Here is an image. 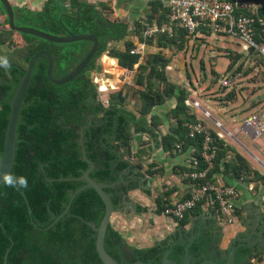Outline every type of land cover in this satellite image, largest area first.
I'll list each match as a JSON object with an SVG mask.
<instances>
[{"label":"trees","instance_id":"trees-1","mask_svg":"<svg viewBox=\"0 0 264 264\" xmlns=\"http://www.w3.org/2000/svg\"><path fill=\"white\" fill-rule=\"evenodd\" d=\"M22 14L28 15L27 21H16L19 26L36 27L58 36L93 34L99 38V47L86 69L65 84L51 81L46 56H41L35 65L21 110L12 171L18 177H25L28 186L26 189H17L3 183L0 185V264H4L6 253L7 264H104L97 251V232L87 223L99 225L105 213V203L94 188L81 190L72 201L69 212L47 229L63 213L70 202L71 193L86 183L79 179L89 167L83 159L80 129L90 124L84 129V145L88 158L95 163L91 177L98 182L107 183L120 181V176L128 179V174L124 172L134 174L136 169V165L125 157L132 150V126H144L147 115L156 106L170 97H176L177 104L171 114L179 117L180 130L177 137L166 134L164 138L175 149L179 142L183 143V150L195 146L194 155L199 159L197 168H203L205 161L201 155L202 138L189 137L186 125L198 120L187 104L190 92L169 80L166 75L167 63L163 62L159 53H154L148 60V65L151 66L149 74L145 75L141 71L136 79V84H147V89L114 92L104 101L100 99L98 88L91 77L98 67L97 60L100 56L107 52L111 57L117 58L122 67L128 69H134L140 61V53H131L136 44L128 38V23L113 21L103 9L84 0H72L71 6L65 5V0H50L41 12ZM168 19L169 8H157L153 4L148 21L153 23L156 20L160 23ZM6 24L10 26L9 19ZM136 25V33L145 42L148 39L142 36L143 23L137 22ZM17 32L20 34L19 39L15 37ZM186 38H190L186 30H179L173 37L161 36L158 43L166 47L170 42L183 43ZM18 40L22 42L20 49L16 50L19 61L11 62L8 68L0 66L2 150L11 114L10 101L27 72L31 58L41 50H48L55 59L54 76L62 77L73 70L93 46V42L89 40L58 43L10 28L0 32V55L5 51L1 48L2 44L6 43L9 48L10 44L13 45ZM120 41L125 42V49H120L115 44ZM152 41L153 39L149 40L150 43ZM261 63L263 64L262 59L259 64ZM146 65L141 64L139 68H145ZM156 79L158 83L166 85L163 90L155 89ZM110 89L112 88L109 87L108 90ZM133 101L135 109L141 113L140 117L129 107ZM156 118L161 120L159 116ZM233 150L235 151L233 146L221 141L215 166L209 173L210 179L214 180V173L217 171L232 173L231 176L236 179L242 175L248 179L253 173L259 176L242 155L228 158L229 152ZM187 168L193 170V167ZM136 187L135 183H131L130 187L121 183L105 190L111 195L115 208H119L125 193ZM147 193L150 195L151 191ZM172 193L173 190H164L156 197L158 214L164 213L178 201L172 199ZM200 206L199 204L179 220L180 226L186 225L191 213H199ZM105 246L121 263L137 260L162 263L160 256H156L159 244L137 247L112 223L106 233ZM171 257L181 262L174 254Z\"/></svg>","mask_w":264,"mask_h":264},{"label":"crops","instance_id":"crops-1","mask_svg":"<svg viewBox=\"0 0 264 264\" xmlns=\"http://www.w3.org/2000/svg\"><path fill=\"white\" fill-rule=\"evenodd\" d=\"M49 1L10 0L15 11V21H27L28 15H24L22 12H41ZM71 1L65 0V5L71 6ZM84 1L103 9L104 13L113 21L128 23L129 28H131L130 32L138 36V38L136 23L149 22L148 17L149 13L153 10V4L157 8L160 6L168 7L169 2V0ZM7 19L6 10L0 2V32L11 28L6 24ZM15 37L19 39L20 34L17 32ZM140 42L136 46H140ZM115 44L118 48L125 49L124 41L116 42ZM1 48H7V44H2ZM141 63L142 61H139L137 66L139 67ZM117 64L120 65L117 58L105 55L104 60L96 69L97 74H99L98 69L101 65L103 67L106 65L108 68L110 67L113 75H116L115 79L123 73H129L133 70L122 67L121 65L118 67ZM128 75L131 76V73ZM130 76L127 77L130 78ZM109 78L101 77V81L98 80V83L102 86V90L105 92L108 91L109 87H116L113 84V80ZM114 89L117 88H113L112 90ZM187 89L189 92L193 90L191 87H187ZM189 98L198 99L203 105L202 100L198 98L197 91H194V95H189ZM204 101V105L207 106H203L206 108L210 107V100L205 98ZM176 104V97H170L163 104L156 106L147 115V123L144 126H132L134 134L132 150L125 157L136 165L137 174L144 175L147 179L151 180L152 187L147 190L138 187L129 190L126 198L127 202L125 201L120 206V209L116 210L113 214V226L131 244L142 248L157 245L170 235L178 233L179 228L187 231L193 229L210 230L211 228H219L222 248H230L234 243L245 242L249 246L248 249L252 250V253L253 250L256 251V254L253 255L254 257L251 260L253 264H262L261 260L264 258V156L260 154L254 145L250 143L245 144L247 140L246 135L245 138L240 137L241 133L238 135L237 139L241 144L233 140L229 141L235 151H230L228 158L233 159L237 157V154L242 155L250 163L253 170L259 173L260 177L253 173L246 179L245 183L239 185L240 194L236 200L238 212L234 222H226L208 204L201 205L199 213H191L189 215V221L184 226H180L179 221L174 218L156 212V203L151 200V195L147 191H152V194H158L164 192V190H173L172 199L175 201L188 195L191 191L190 181L184 179L181 172L187 169L194 160L192 146L183 151H178L172 148L164 138L169 134L178 136L180 120L179 117L171 114V110ZM212 106L219 108L218 105ZM129 107L134 110L138 117L141 116V113L134 107V101ZM158 116L161 120L156 118ZM198 117L202 118V113ZM149 171H153L154 173L150 174ZM231 175L232 173L226 171H217L214 173V180L236 183L237 179Z\"/></svg>","mask_w":264,"mask_h":264},{"label":"built area","instance_id":"built-area-1","mask_svg":"<svg viewBox=\"0 0 264 264\" xmlns=\"http://www.w3.org/2000/svg\"><path fill=\"white\" fill-rule=\"evenodd\" d=\"M168 8V21L143 23L144 38L173 37L179 30H186L188 37L196 38L208 34L207 31L231 35L243 42L249 66L258 67L260 59L263 60L261 66H264V0H169ZM145 46V42H140V46H135L131 53L141 54ZM222 84L230 86L231 80L224 78ZM187 104L197 117L200 113L203 115L197 121L186 125L189 137L202 138L201 155L205 167L197 168L199 159L194 155L196 147L193 146L194 160L189 166L193 170L187 168L181 172L182 177L191 182V191L186 198L168 207L164 214L179 221L199 204H208L226 222L232 223L238 212L236 200L240 194L239 185L245 183L246 177L240 176L236 183L220 182L210 179L209 173L215 166L221 141L230 145V137L241 144L237 137L243 132L249 139L245 144L254 145L264 156V102L245 118L241 128H236L235 132L228 130L198 99L188 98ZM176 149L183 151V143H177ZM261 261L264 264V258Z\"/></svg>","mask_w":264,"mask_h":264},{"label":"rangeland","instance_id":"rangeland-1","mask_svg":"<svg viewBox=\"0 0 264 264\" xmlns=\"http://www.w3.org/2000/svg\"><path fill=\"white\" fill-rule=\"evenodd\" d=\"M130 30L131 28L128 30L129 39L134 40L136 45L140 41L144 42L139 34L138 38ZM149 40L145 41L146 47L140 57L141 64H147L145 68L143 66L140 69L136 64L131 72H125L116 79V75H113L112 69L107 65L99 67V74H97V70L93 71L91 77L98 88L100 99L106 101L114 92L147 89V84L138 85L136 79L141 71L145 75L149 74L151 70V66L148 65L149 57L154 53H159L163 62L167 63L166 75L169 80L178 86L193 88L190 95H194V91H197L198 98L202 100L203 105L205 98L210 100V107L207 108L214 117L223 122L228 130L235 132L236 128H241L245 118L255 112L264 102V77H262L264 66L261 64L258 67L249 66L247 53L239 38L211 33L202 35L201 38H186L183 43L180 41L170 42L166 47H162L158 43V39H153V43H150ZM21 46V40L14 41V44H10L9 48H3L5 51L1 52L0 58H6L9 64L19 61L16 50ZM105 55L109 54L106 52L100 56L97 66L104 60ZM130 73L131 76L128 75ZM101 77L106 79L110 77L116 86L111 88L117 89L103 91L101 84L98 83V78ZM224 78L231 80L230 86H223ZM154 82L157 83L154 86L155 89L163 90L166 86L162 82L158 83L157 79ZM212 105H218L219 108ZM240 137L245 138V133H241ZM246 139L249 141L248 138ZM230 140L232 139L229 137ZM150 195L151 200L155 202L159 193L152 194L151 191Z\"/></svg>","mask_w":264,"mask_h":264},{"label":"water","instance_id":"water-1","mask_svg":"<svg viewBox=\"0 0 264 264\" xmlns=\"http://www.w3.org/2000/svg\"><path fill=\"white\" fill-rule=\"evenodd\" d=\"M0 1L2 2L6 10V13L9 19V25L14 30H17L22 33L33 34V35L45 38L53 42H58V43H68V42H75V41H81V40H89L93 42V46L91 50L81 60V62L73 70H71L68 74L62 77L54 76L55 59L52 53H50L48 50L39 51L29 61L27 72L24 75L21 83L19 84V86L17 87L14 93L13 98L10 101L11 102V114H10L9 124L7 127V132H6L5 147H4V150L0 148V185H1L3 181V173H12L13 171V167L15 164L16 149H17L18 127L20 123L21 110L23 108V101L27 93V90L29 88V85L31 83L33 71H34V68H35V65L38 59L43 55L48 58V62H49L48 76L51 79V81H53L56 84L68 83L74 80L76 77H78L89 65V63L93 59L99 47V38L93 34H69L67 36H58V35H54L49 32L40 30L36 27L19 26L16 24L14 7L12 3L10 2V0H0ZM89 125L90 124L83 126L79 131L81 135L80 144H81V150L83 153V159L89 164L88 169L84 171L83 175L79 177V179L85 180L86 183L81 188L71 193L70 202L66 205L65 210L63 211L62 214H60L58 217L55 218L54 222L50 226H48L47 229L52 227L66 213L69 212V209L71 208V205H72V201L74 200L76 195L81 190L88 188V187H92L98 192V194L104 201L105 213L99 225H96L93 222H87V223L97 232L96 234L97 251L104 264H191L192 255L190 254L189 246L186 248V256L183 262L176 261L170 256V251H166L162 257V263L153 262V261H143V260H137L131 263H121L117 258H115L113 255H111L108 252L105 246L106 233H107L109 225L112 223V217H113L114 212L120 209V207L115 208L111 195L108 194L105 189L111 186H115L118 182H114V183L98 182L96 179L91 177V173L95 169V163L91 159L88 158L85 145H84V129L87 128ZM126 172H129V171H126ZM62 179H66V178H62ZM120 179L124 180V176H120ZM135 179L140 180V185L138 186V188L147 190L152 187L151 180L147 179L144 175H136ZM127 196H128V192L125 193L124 195L125 201H126ZM158 244H160V242ZM232 246L233 245H231L230 248ZM239 247L246 248V249L249 248V246L245 242L240 243L238 247H234L232 251V256L229 260V263L227 264L233 263L235 252ZM253 254H256L255 250H253ZM7 263H8V253H6L4 257V264H7ZM200 264H220V263L212 259L206 258Z\"/></svg>","mask_w":264,"mask_h":264},{"label":"flooded vegetation","instance_id":"flooded-vegetation-1","mask_svg":"<svg viewBox=\"0 0 264 264\" xmlns=\"http://www.w3.org/2000/svg\"><path fill=\"white\" fill-rule=\"evenodd\" d=\"M92 117L94 115L90 117V122ZM125 174H128L129 178H124V180L120 179L117 184L123 183L128 187H130L131 183L137 184V187L140 185V180L135 179V176L138 175L135 169L134 174H129V172ZM124 202L125 199L122 204ZM163 241L159 244V250L156 256H160L162 259L164 253L170 251V256L174 254L183 262L186 256V248L189 246L190 254L192 255L191 264H200L206 258L212 259L220 264H227L232 256L234 247H238L240 244L234 243L231 248H222L219 228H211L210 230L193 229L191 231L179 228L178 233L170 235ZM253 255L251 249L239 247L235 252L232 264H247L253 259Z\"/></svg>","mask_w":264,"mask_h":264},{"label":"clouds","instance_id":"clouds-1","mask_svg":"<svg viewBox=\"0 0 264 264\" xmlns=\"http://www.w3.org/2000/svg\"><path fill=\"white\" fill-rule=\"evenodd\" d=\"M0 66L5 68L10 67L6 58H0ZM2 183L8 187H14L17 189H26L27 179L23 176H16L14 173H3V181Z\"/></svg>","mask_w":264,"mask_h":264}]
</instances>
